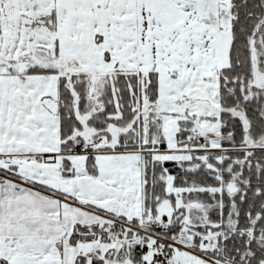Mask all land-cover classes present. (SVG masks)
<instances>
[{"label": "snow or ice", "instance_id": "obj_1", "mask_svg": "<svg viewBox=\"0 0 264 264\" xmlns=\"http://www.w3.org/2000/svg\"><path fill=\"white\" fill-rule=\"evenodd\" d=\"M0 264H264V0H0Z\"/></svg>", "mask_w": 264, "mask_h": 264}]
</instances>
